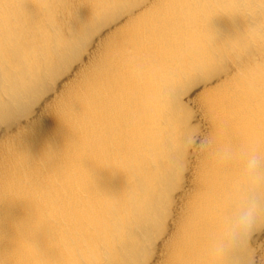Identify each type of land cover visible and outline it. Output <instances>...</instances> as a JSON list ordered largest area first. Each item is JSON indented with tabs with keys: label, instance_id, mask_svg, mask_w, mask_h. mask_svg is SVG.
I'll return each mask as SVG.
<instances>
[{
	"label": "bare ground",
	"instance_id": "1",
	"mask_svg": "<svg viewBox=\"0 0 264 264\" xmlns=\"http://www.w3.org/2000/svg\"><path fill=\"white\" fill-rule=\"evenodd\" d=\"M263 230L264 0H0V264H264Z\"/></svg>",
	"mask_w": 264,
	"mask_h": 264
},
{
	"label": "clouds",
	"instance_id": "2",
	"mask_svg": "<svg viewBox=\"0 0 264 264\" xmlns=\"http://www.w3.org/2000/svg\"><path fill=\"white\" fill-rule=\"evenodd\" d=\"M260 158L255 153L249 154L246 162V175L250 182H255L259 179L258 169H259ZM256 210V204L253 200L247 201L238 211L235 219L234 225L240 228L245 227L252 219L253 214Z\"/></svg>",
	"mask_w": 264,
	"mask_h": 264
},
{
	"label": "rangeland",
	"instance_id": "3",
	"mask_svg": "<svg viewBox=\"0 0 264 264\" xmlns=\"http://www.w3.org/2000/svg\"><path fill=\"white\" fill-rule=\"evenodd\" d=\"M56 78H57V76L53 79V82L56 80ZM198 82H195V83H193L192 85H189V89H188V91L186 92V93H184V101H185V104L188 102V98L187 97H192L193 96V94H195L196 92L195 91H197L196 89L198 88V87H196V86H198L199 84H197ZM197 84V85H196ZM196 88V89H195ZM199 89V88H198ZM195 90V91H194ZM43 93H44V91H40L39 93H37L35 96H34V98H33V101L35 100V99H38L39 97H41L42 95H43ZM188 94H190V95H188ZM29 109H31V107L29 108ZM161 224H162V220H161ZM261 226V225H260ZM262 227V226H261ZM163 230H165V227L163 226V224H162V228L159 230L160 232H162ZM158 233V232H157ZM261 233V232H260ZM259 233V234H260ZM262 233H264V230L262 231ZM261 233V234H262ZM261 234H260V236H261Z\"/></svg>",
	"mask_w": 264,
	"mask_h": 264
}]
</instances>
